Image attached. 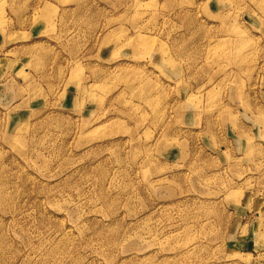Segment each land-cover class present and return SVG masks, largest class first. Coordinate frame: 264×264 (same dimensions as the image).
Segmentation results:
<instances>
[{
	"label": "clouds",
	"instance_id": "1",
	"mask_svg": "<svg viewBox=\"0 0 264 264\" xmlns=\"http://www.w3.org/2000/svg\"><path fill=\"white\" fill-rule=\"evenodd\" d=\"M76 2L55 0L49 5L40 0L37 8L45 19L44 28L36 32L38 42L21 53L33 66L34 80L19 90L20 95L0 96L5 115L13 111L20 96L27 99L42 91L48 97V107L23 135H18L10 120H4L0 149L19 153L21 169H40L45 182L55 181L46 188L37 180L24 178L19 170L0 174V218H10L0 228V264H151L147 259H133L131 253L142 255L152 249L170 254L157 264H230L234 258L224 255L223 245L229 239L238 242L230 228L244 218L243 206L238 203L246 190L244 177L247 171L264 169V106L252 104L247 95L256 74L257 95L264 100V0H230L229 6L241 23L226 44L219 41L218 29L204 31L198 23L191 34H183L186 38L172 39L186 21L199 20L196 0H171L191 14L177 16L175 24L160 14L167 8H157L155 0L135 4L131 15L122 0H98L99 11L80 15L66 7ZM28 3L24 0L21 7L26 9ZM99 5H106L107 10ZM0 7L11 5L0 0ZM252 7L260 12L258 26L249 24L242 31L247 23L242 15ZM37 23L33 14L11 34L0 24L4 39L0 53L8 43L28 41L24 33L37 28ZM41 30L47 33L46 38L39 35ZM193 39L202 47L193 50ZM104 48L115 54L101 56ZM157 55L160 60L155 59ZM10 56L11 51L3 53L0 61ZM161 68L178 82L176 88L162 84ZM0 80L7 83L8 78L0 76ZM195 82L199 86L193 89L189 85ZM61 94L63 107L56 109L53 105ZM76 95L84 105H95L89 115L74 109ZM23 119L18 116L16 123ZM229 128L236 139L226 143L221 137ZM100 136L110 137V144L120 143L124 136L135 137L134 144L150 150L146 159L166 154L159 167L149 163L126 177V195L118 201L113 196L103 205L106 213L116 209L123 214L126 226L120 229H88L82 223L85 215L93 213L107 219L96 211L94 187L99 173L81 175L78 165L82 160L73 155L76 148L92 152L96 147L92 141ZM254 141H259L260 147L245 150V142ZM170 149L188 154L169 160ZM111 159L108 154L107 160ZM121 159L132 160L133 155L126 152ZM249 164L253 167L241 170V165ZM228 174L238 186L229 187L222 179ZM108 183L112 190L115 180L109 177ZM164 198L177 209L185 201L202 203L178 210L171 217L151 219L154 205L149 202L159 204ZM233 204L236 208L229 211ZM142 206L149 213L151 227L137 225ZM41 207L48 215L63 213V224L47 219L38 222L36 211ZM260 220L264 230V214Z\"/></svg>",
	"mask_w": 264,
	"mask_h": 264
},
{
	"label": "rangeland",
	"instance_id": "2",
	"mask_svg": "<svg viewBox=\"0 0 264 264\" xmlns=\"http://www.w3.org/2000/svg\"><path fill=\"white\" fill-rule=\"evenodd\" d=\"M49 5H54L55 0H47ZM127 8V15H131V12L135 4L145 5L149 3V0H122ZM11 5L10 8L4 9L0 7V24H3L8 28L9 34L20 30L21 22L25 20L26 17L35 15V21L37 23V28L31 31H26L24 33V39L28 41H13L8 43L3 48V53L12 52V56L6 61H0L4 64V67L0 68V76L7 77V83L4 80H0V96H4L7 93H12L13 95H20L19 90L25 88L26 83L30 79L34 80L33 66L29 63L27 55H21L24 51L23 49L29 47L38 41L36 40V32L38 29H43L45 25V19L41 16L37 5L40 0H29L27 8L21 7L24 0H8ZM98 0H77L76 3L66 6L69 10L76 9L77 14H83L85 12L91 14V12L99 11L96 5ZM157 8L160 5H164L167 8L166 12L160 13L169 23L175 24L177 22V16L184 15L190 16L191 14L183 11L181 7H177L175 3L171 0H155ZM198 5V11L196 15L199 17L198 21L195 22H185V27L181 29L179 33H174L173 40H181L186 38L184 33H190V30L194 24L199 25L201 30L207 31L209 29L219 30V41L223 44L230 42L231 32L234 28L238 27L241 23V17L236 16L233 9L229 6L230 0H196ZM104 7L103 10H107L106 5H99ZM121 11H126V9H121ZM251 12H255L256 16H252ZM119 14V13H117ZM260 15L259 10L256 7H252L247 14L242 15V20L247 23L243 25L242 31L247 30L249 24H256L258 26L257 17ZM163 21H158L162 23ZM191 34V33H190ZM39 35L42 38H46L47 33L43 30L39 31ZM194 35V34H193ZM259 35V33H255ZM32 37V39H30ZM155 42V41H154ZM0 44H4L3 37H0ZM202 47L199 40L193 39L192 49H198ZM220 47V44H217ZM3 53H0V59H2ZM41 50L37 49V55H40ZM110 54H115L110 50V48H104L100 55L107 57ZM212 55H215V49H212ZM156 60H160L161 56L157 55ZM84 69H81L83 71ZM160 73L163 77L162 84L167 88H176L177 83L174 79L164 71L163 68L160 69ZM256 74H253V78L250 81L248 88V97L252 98L251 103L256 106H264V100H262L257 93L260 89L256 88ZM193 89L199 86L198 82L189 85ZM43 88V85L40 86ZM75 91V89H72ZM11 98V97H9ZM64 97L61 94L58 96L56 103L53 105L54 108L59 109L63 107ZM72 105L76 111H84L85 115H89L91 109L95 107L94 104H83V100L80 95H76L72 100ZM48 107V97L41 91L38 94H34L30 98H25L20 96V99L15 100L13 106V111L5 115V109L0 108V125L4 124V120H10L15 128L18 130V135H23L24 132L33 127L35 120L39 119L40 114ZM18 116H23L24 119L21 123H16ZM56 118V117H54ZM75 118V117H73ZM165 116L163 113L160 114V120L163 121ZM181 123H183V118H179ZM122 123V122H121ZM6 127V126H5ZM176 132L177 129H172ZM183 131V129H179ZM164 135V132L161 133ZM151 138V137H150ZM226 143H231L236 139V134H234L231 128L227 129L224 136L221 137ZM110 137L100 136L92 141V144L96 147L93 148L92 152H85L83 148H76L73 155L77 159L82 160V163L78 165L80 168L81 175H87L91 173H99V178L96 180L94 187L95 199L98 201L96 211L101 212L103 215L107 216V219H103V216H97L95 213L91 215H85L82 223L88 229L105 228V229H120L124 227L122 223L123 214L119 210H112L111 212H105L103 207L106 202L113 196L116 200L122 199L126 195L127 185L123 183L126 177H131L135 172L148 165L149 163H154L159 167L165 158L166 154H162L160 157H151L147 159L145 156L147 152L150 151L143 145L134 144L133 140L135 137L129 138L124 136L120 143H109ZM120 139V137H117ZM71 143V138L67 141ZM206 143V142H205ZM127 145V147H125ZM260 147L259 141H254L251 144L245 142V150L255 149ZM225 149L220 148L223 152ZM131 153L133 155L132 160H122L121 156L124 153ZM100 153H104L103 156ZM145 153V155H140ZM169 160L174 159L177 155L184 158L188 153L182 149H170ZM108 154H111L112 159L107 160ZM139 156V159H135ZM99 157V159H97ZM239 159V155L236 157ZM22 163L21 155L14 151H6L0 149V174L12 173L16 171H22L24 173V178L37 180L43 183L44 187L51 188L55 183L54 180L49 179L48 181L43 180V173L40 169H28L20 168ZM56 165L53 163L51 167L54 168ZM253 165H241L242 171H247L248 168H252ZM37 173H40L38 176ZM109 177L115 180V184L112 190H109ZM222 179L228 183L229 187L238 186L237 182L231 178L228 174ZM246 182V190L242 194V198L238 201L243 207L240 209L243 219H239L234 227L230 228V234L234 238H238V242L235 239H229L223 245L224 255L231 259L230 264H264V230H261V220L260 217L264 214V169L258 171H247V175L244 177ZM138 192L142 194V189H138ZM235 198V197H234ZM154 206L151 208V219H155L160 216L171 217L178 210L192 208L196 205L201 204V201H185L184 204L180 206L179 209L170 204L169 199L164 198L160 200L159 204H156L155 200L150 201ZM236 208L233 204L229 211ZM137 215V213H133ZM38 222H43L47 219L50 223L59 222L63 224L64 216L63 213H56L54 215H48L44 209L37 208L36 217ZM9 217L0 218V228L6 226L9 222ZM147 224L151 225V220L149 219V213L142 206L139 209V219L137 220V225ZM251 254V255H250ZM133 259H147L151 264H157L168 257L170 254L160 252L159 249H152L149 252H144L142 255H138L136 252L131 253ZM227 264V262H226Z\"/></svg>",
	"mask_w": 264,
	"mask_h": 264
}]
</instances>
